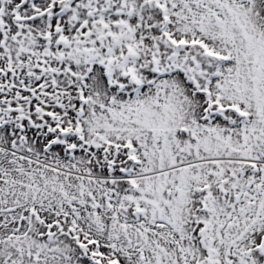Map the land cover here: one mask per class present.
<instances>
[{
    "label": "snow or ice",
    "instance_id": "snow-or-ice-1",
    "mask_svg": "<svg viewBox=\"0 0 264 264\" xmlns=\"http://www.w3.org/2000/svg\"><path fill=\"white\" fill-rule=\"evenodd\" d=\"M0 264H264V0H0Z\"/></svg>",
    "mask_w": 264,
    "mask_h": 264
}]
</instances>
